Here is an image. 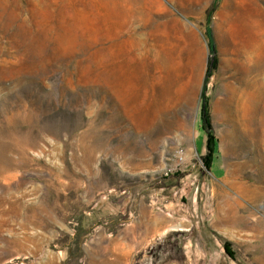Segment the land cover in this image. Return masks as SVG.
Wrapping results in <instances>:
<instances>
[{"label":"rangeland","instance_id":"obj_1","mask_svg":"<svg viewBox=\"0 0 264 264\" xmlns=\"http://www.w3.org/2000/svg\"><path fill=\"white\" fill-rule=\"evenodd\" d=\"M92 188H220L264 264V0H0V264H82Z\"/></svg>","mask_w":264,"mask_h":264},{"label":"crops","instance_id":"obj_2","mask_svg":"<svg viewBox=\"0 0 264 264\" xmlns=\"http://www.w3.org/2000/svg\"><path fill=\"white\" fill-rule=\"evenodd\" d=\"M187 192L215 196L213 216H193L180 202ZM221 196L220 188H92L82 264H244L236 255L244 246L242 220L226 221ZM229 205L233 214L236 203Z\"/></svg>","mask_w":264,"mask_h":264},{"label":"trees","instance_id":"obj_3","mask_svg":"<svg viewBox=\"0 0 264 264\" xmlns=\"http://www.w3.org/2000/svg\"><path fill=\"white\" fill-rule=\"evenodd\" d=\"M201 108H202L201 109V121H202L203 125H207V116H206V106H205V103L202 104V107ZM209 138L210 139L207 141L208 154L204 158V164L208 168L210 166V162H211V159H212V156H213V152H214V147H215V144L212 141L211 136H209ZM225 250H226L227 253H229L228 250H227L226 244H225Z\"/></svg>","mask_w":264,"mask_h":264},{"label":"built area","instance_id":"obj_4","mask_svg":"<svg viewBox=\"0 0 264 264\" xmlns=\"http://www.w3.org/2000/svg\"><path fill=\"white\" fill-rule=\"evenodd\" d=\"M180 153V152H179Z\"/></svg>","mask_w":264,"mask_h":264}]
</instances>
